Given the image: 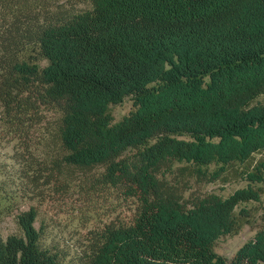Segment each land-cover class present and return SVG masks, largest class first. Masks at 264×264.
<instances>
[{"label":"trees","instance_id":"16d2710c","mask_svg":"<svg viewBox=\"0 0 264 264\" xmlns=\"http://www.w3.org/2000/svg\"><path fill=\"white\" fill-rule=\"evenodd\" d=\"M60 1L0 0V106L22 134L42 111L59 114L49 181L135 202L129 221L90 233L84 263L264 264V207L230 258L213 250L251 222L240 205L261 200L264 0ZM128 96L114 121L109 105ZM217 181L246 184L199 189ZM36 218L30 206L18 233H0V264L61 263L67 252L45 243Z\"/></svg>","mask_w":264,"mask_h":264},{"label":"rangeland","instance_id":"374dc122","mask_svg":"<svg viewBox=\"0 0 264 264\" xmlns=\"http://www.w3.org/2000/svg\"><path fill=\"white\" fill-rule=\"evenodd\" d=\"M59 4L77 10L89 8L88 0H61ZM257 101L264 102V94ZM130 109L132 100L129 96L118 104L109 105L114 121H118ZM1 110L0 106L1 237L5 239L9 234L18 233L16 215L33 206L37 210L34 224L41 230L45 243L67 252L60 264H85L81 258L90 233L111 220L129 221L135 210V202L132 199H117L113 193L88 199L87 193L80 190L77 180H72L65 188L59 186L58 179L49 181L48 162L57 154V146L52 139L59 114L51 109L42 111L41 122L28 134H22L9 130ZM259 158L264 159V150L254 153L253 160ZM245 184V181H217L201 184L199 189L226 196ZM257 186L262 189L260 202L250 201L240 205L250 210L251 222L244 224L236 234L220 236L213 245L216 253L230 258L261 226L264 183ZM197 187L193 184L192 189Z\"/></svg>","mask_w":264,"mask_h":264}]
</instances>
